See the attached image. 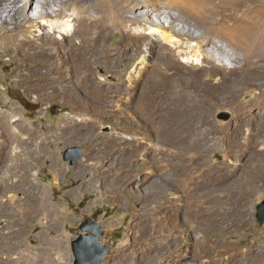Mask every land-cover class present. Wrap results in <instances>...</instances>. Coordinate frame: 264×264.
I'll list each match as a JSON object with an SVG mask.
<instances>
[{"label": "rangeland", "instance_id": "1", "mask_svg": "<svg viewBox=\"0 0 264 264\" xmlns=\"http://www.w3.org/2000/svg\"><path fill=\"white\" fill-rule=\"evenodd\" d=\"M58 1L65 16L98 10L109 29L106 49L120 41L142 5ZM173 2L150 0L146 9L169 11L179 39L197 43L203 55L197 84H186L184 69L151 74L148 84L135 66L160 61L143 46L132 60L92 59L87 87L76 83L84 74L72 73L73 60H65L73 79L61 88L42 86V74L28 61L20 74L14 70L20 57L11 46L25 32L64 59L68 41L46 44L48 31L38 23L41 6L52 16L58 3L1 0L0 116H12L0 123L6 161L0 165V264H48V238L62 264H73L70 244L86 217L103 226L107 252L99 264H264V224L256 218V205L264 201V107L254 103L264 93V0ZM87 54L93 56L92 47ZM221 111L231 119L217 120ZM42 137L47 143L40 146ZM17 138H30L33 146L25 150ZM36 146L42 149L34 158L27 153ZM71 147L82 150L72 165L62 158ZM29 172L50 206L32 218L25 196L32 181L24 186L20 178ZM51 213L55 223H46ZM225 247L257 253L230 256Z\"/></svg>", "mask_w": 264, "mask_h": 264}, {"label": "bare ground", "instance_id": "2", "mask_svg": "<svg viewBox=\"0 0 264 264\" xmlns=\"http://www.w3.org/2000/svg\"><path fill=\"white\" fill-rule=\"evenodd\" d=\"M39 1H42L45 4H49V0ZM52 1L58 3L57 8L54 9V15L51 16L49 13L45 12V9L43 8V6H41L39 10L40 20L38 21V23L44 26V28L48 31V35L42 34V40L45 41L46 44L54 43L55 39L68 41V47L65 51V58L62 59L61 57L49 51L45 46L37 43V40L40 39L39 37H31L25 32L21 33V36H15L12 40L13 42L11 43V46H13V50L18 52V56L20 57V61L15 64L14 68V70H16L19 74L21 73V71H23V62L28 61V63L31 64L32 67H34L42 74L41 76L43 79L40 80L42 86L54 83L57 87L66 88L69 86H67L68 81H71V79H73V76H66L64 62L65 60H73L72 73L77 75L84 74L83 77L76 79V83L78 85H83V87H87L86 85L90 82H88V79L86 78V68L87 64H89L92 59H109L118 62L123 57H126L127 59L132 60L138 57L142 50L141 48L145 46L150 50H155V54L160 61L159 64H146L144 68L142 66H135V71H141L142 69L144 70L143 73L146 74V81L148 82V84L152 83V79L154 78L151 77V74L160 73L164 69H173L176 73L178 72V70L184 69V73L186 74V72H188L187 74L190 77L189 80H185L183 78L186 84H197V79L195 78V76H198L199 73L203 72V55L199 53L197 43L194 41H190V38L182 42L179 38H182L183 35L175 29V19L171 18V14L169 13V11L165 13H159L157 9H146V6H150V0L141 1V10L136 15L134 20H128L130 25H128V27L122 31V37L120 41L113 48L108 49L105 48V42L108 36L107 34L109 29L101 26L100 22L103 17L102 15H100L97 8V14L95 16L87 14L88 9L80 11L73 10V12H71L69 16H65V8L63 5H61L62 3L58 0ZM166 1L169 2V0ZM187 1L188 0H185V2ZM180 3H182L181 0H174L173 2L174 5H179ZM1 9L2 6L0 0V17L3 16ZM232 10L233 9H226L225 12L227 11L229 13H232ZM82 13H86V15L88 16H82ZM159 14L161 15L159 16ZM70 17H73L78 22L77 25H72V23L70 22ZM123 18L125 19V17ZM80 23H82L81 26H79ZM80 27H82L81 30ZM55 34L56 38L53 36ZM76 35H80L78 41H75ZM143 40H145V42H143ZM91 47L93 48V56L87 54V50ZM262 50L263 51L261 52V56L264 60V49L262 48ZM227 79L228 78L224 79V83L221 84H227ZM260 86H264V82H262ZM254 103L255 105L264 107V93L261 94V96ZM11 116L12 115L10 113L2 112V115L0 116V123H4L5 121L9 123V119ZM12 122L13 120L10 123ZM17 139L19 145H25V147L23 146L25 150L33 146V143L31 141L32 139L30 138ZM43 141L47 143L46 138L42 137L40 146H42L41 144ZM3 144L6 145L5 142ZM40 146H36L35 149H32L27 154H32V157L37 158V152L42 149V147L40 148ZM5 163V158H0V165L4 166ZM21 177H23L22 183L24 184V186L32 181L30 183V188L25 190V196L28 197L27 207L30 208V210L28 211L30 213L29 218L38 216L37 214L41 210H48L50 208V206H47L49 199L45 198V196L42 195L44 188H42L40 183L33 182L31 172L25 173V175L22 174L20 178ZM24 180H26V182H24ZM16 182H21V180L11 181L9 183L7 182L4 186L7 188L10 185L12 186L13 183ZM16 200L17 199L12 196L8 202L13 204ZM53 216L54 214L51 213L46 223H49L51 221L54 222ZM51 243V238H48L44 243L45 248L48 249V252H45V260L48 261V264H62L64 260L63 255H57L53 252V250L49 249ZM204 248H206V246H204ZM233 250L235 252H233ZM203 252L204 251H201V253ZM222 252L227 253L230 256L237 255L241 257H252L257 253L253 248L243 250L237 247H225V250ZM214 257L215 256H212V258Z\"/></svg>", "mask_w": 264, "mask_h": 264}, {"label": "water", "instance_id": "3", "mask_svg": "<svg viewBox=\"0 0 264 264\" xmlns=\"http://www.w3.org/2000/svg\"><path fill=\"white\" fill-rule=\"evenodd\" d=\"M216 119L227 122L231 119V114L221 111ZM81 156L82 150L79 147H71L63 152L62 158L72 165ZM256 218L259 223L264 224V201L256 205ZM78 229V236L70 244L73 264H99L107 252V246L101 243L103 226L95 218L86 217Z\"/></svg>", "mask_w": 264, "mask_h": 264}]
</instances>
